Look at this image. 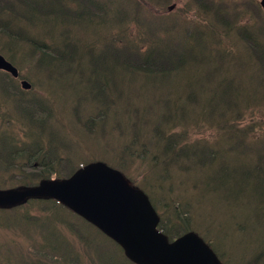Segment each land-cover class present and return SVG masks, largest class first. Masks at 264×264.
Masks as SVG:
<instances>
[{
	"label": "trees",
	"instance_id": "trees-1",
	"mask_svg": "<svg viewBox=\"0 0 264 264\" xmlns=\"http://www.w3.org/2000/svg\"><path fill=\"white\" fill-rule=\"evenodd\" d=\"M185 1L187 3L183 11L179 8L167 14L168 4L175 0H0V54L18 68L19 79L31 84L30 90H20L15 80L0 71V128H4V124L14 122L13 117L3 115L2 101L7 98L16 102L17 118L23 120L20 115L25 116L27 119L24 121L31 127L25 146V142L17 139L5 138L2 141L0 170L5 173V177L3 181L0 180V184L8 186L0 187V190L13 188L9 183L16 184L15 188H30L44 180L67 178L81 165L102 161L120 170L131 184L144 190L158 213V229L169 242L193 231L210 246L223 264H237L234 256L245 264H264V232L244 242L248 248H244V244H238L239 235L248 229V219L252 215L240 211L239 214L247 218L240 222L234 215L235 212L229 215L219 214V221L218 213H213L210 214L212 219L208 226L196 225L198 216L204 211L197 205L204 207V203L202 198L194 195L188 181L189 178L203 181L206 172L215 182V186H218L214 189L215 193L223 192L227 186L238 187V207L244 210L248 208L245 199L246 188L248 190L257 183L264 189V164L252 162V158L247 157V154L230 157L228 152L231 147L225 148L221 145V142L229 145L239 144L245 150L255 147L259 149L264 161V144L261 145L262 141L264 142V79H261V76H264V47L261 45L264 35L252 33L256 28L248 29L246 23L235 19L237 15L238 18L242 15L239 14L240 5L231 9L221 6L224 0ZM96 3H100L104 10L101 11V7ZM122 3L130 6L128 11L132 14H127V18L120 16L126 12H120L125 9ZM112 4L115 5L109 6ZM112 7L115 9H111ZM210 11L224 14V19L216 18L215 15L210 19ZM102 17L109 18L107 30L100 24ZM94 19L97 26L91 29L87 23H93ZM36 22L57 23L61 26L63 29L59 34L60 45H56L53 41L54 35L47 32L45 26L42 32L33 28L32 24ZM28 30H32L33 37L29 36ZM180 37L193 38L200 46L201 40H213L203 60L211 62L217 59L220 67L212 66L205 82L190 83L191 87L198 84L201 92H216L217 99L209 104L204 105L201 99L194 96V91H190L189 96L182 97L178 91L167 87L170 76L186 62L201 59L195 47L182 46ZM241 43H251L252 49L245 51L252 55H244V58L239 56L244 51ZM22 46H25V49ZM18 52L24 54L27 61L25 64L34 66L33 73L36 71L44 74L37 73L41 77L40 81H36L31 72L30 77L29 74L22 76L23 65H19L14 59ZM257 53L255 59L253 55ZM226 65L231 67L232 72L237 70L242 78L252 80L255 86L254 94L245 92L244 82H238L226 75L223 69ZM116 66L123 67L130 76L139 74L136 78L130 77L126 80L132 87H138L145 77L149 78V93L146 99L139 95L135 98L129 97L127 93L119 91L110 92L113 85H106L107 79L102 72L114 70L113 67ZM62 70L75 71V77L86 86L83 91H78L77 96L82 100V104L87 98L92 99L88 100V103L93 105L88 110L94 111L98 106L110 105L108 114L102 111L91 115L88 125L89 130L97 136V140L93 141L97 147L83 156L78 148L75 152L65 149V157L63 153L55 155L49 144L48 149L44 150L39 138L34 135L35 125L45 119L54 126H65L66 129L70 123L66 118L70 104L61 103V106L57 107V103L53 104L49 99H53L55 93L46 89L54 86L57 73L60 74ZM249 74H253V78L249 77ZM161 80L164 81V92L160 91L157 84ZM204 84L207 85L205 89ZM74 100L71 103L73 105ZM182 102L188 103L187 111L191 109L185 122L180 117L178 120L164 119L160 114L145 111L147 108L157 107L171 113L173 110L168 109ZM75 108L76 106L71 109L73 113H76ZM51 109L55 110L54 114L62 116L54 115L57 119L54 121ZM222 109L224 114L220 115ZM251 111L254 112L248 115ZM109 114H116L118 123L121 122L122 115V121L127 127L154 126L155 120L159 119L158 124H166L167 135L163 134V139L155 136L157 143L149 145V139L142 130L138 134L143 137V142L138 143L136 135L131 141H127L125 134L115 136L113 129H105L102 121H106ZM208 117H213L212 121H215L216 117L224 121L215 125V137L210 136L209 143L208 138L197 141L196 138L207 136L209 127L199 128L192 123L194 120L207 121L205 118ZM97 124L100 126L96 127ZM186 131L194 134L188 135ZM0 135L5 136L1 132ZM74 136L77 137V134ZM163 141L165 143L160 146L159 142ZM112 153L120 158H128L133 174L143 167L149 173L160 168L170 174L168 173L166 179L155 183L157 186H164L156 187L149 193L140 185L149 175L135 176L141 177L140 182L135 184L130 178L131 173L128 172L127 175L121 166L110 161L108 154L112 156ZM73 155L77 157L72 166H69ZM148 163L150 166L147 168ZM63 167L69 170L65 171ZM238 172H242V178H232ZM177 179V186L173 188ZM156 193L166 197V200L159 204V211L151 197ZM174 193H180L179 197H174ZM183 195L187 196L188 202L181 200ZM259 203L264 205V196ZM0 227L7 230L16 228L28 237L34 231L39 238L42 234H51L61 239L57 249L32 246L30 252L36 264H86L85 258H89L91 264H102L107 256L114 254L118 256L114 264H136L127 258L112 240L53 199H28L24 205L0 209ZM85 229L93 230L109 245L104 246L99 242L91 244L87 236L80 237ZM70 235L76 236L86 245L67 244L66 237ZM40 243L42 241H36L34 244ZM43 248H46L48 253H45ZM90 248L96 259L93 258V253L89 252ZM78 250L83 252L79 253ZM85 252H89L92 257L84 256ZM13 263L14 261L9 264Z\"/></svg>",
	"mask_w": 264,
	"mask_h": 264
},
{
	"label": "rangeland",
	"instance_id": "rangeland-1",
	"mask_svg": "<svg viewBox=\"0 0 264 264\" xmlns=\"http://www.w3.org/2000/svg\"><path fill=\"white\" fill-rule=\"evenodd\" d=\"M254 2L258 5V0H254ZM186 3L187 1L185 0H175V2L168 4L167 6L168 12L166 13L167 14L172 13L174 11H177V9L179 8H181V10L183 11V8ZM96 4H98L101 7V11L104 10V7L101 6L100 3H96ZM173 4L175 5V8ZM113 5L115 4H112L109 6H113ZM121 5L125 9L120 10V12L122 11H126V12L124 14H121L120 16L123 18H127L128 16L127 14H132L131 12L128 11L130 6L124 3H122ZM246 5H247L246 12L249 14H247L244 20H241V22L246 23L248 29L256 28L252 31V33H263L264 35V31L262 30L264 29L263 27L264 18L263 17L258 18L257 16H255V14H259V12L255 8H252L249 6V1H246ZM221 6L222 7L228 6L232 9L233 7H235V4L232 0H224V4H221ZM170 7H171V10L169 9ZM173 8L174 10H172ZM111 9H115V7H112ZM210 13L211 14H209L208 16L210 17V19L213 17V15H215L216 18L221 17L222 19H224L223 18L224 14H217L216 12H213V11H210ZM250 13H253V14H250ZM100 24L104 30H107L109 27V18L102 17ZM32 26L39 32H42L45 26L47 32H51L52 35H54L53 41L56 43V45L58 46L60 45L61 42L59 41V34L62 32L63 28L59 26L57 23L56 24H53V23L44 24L41 22H36V23H33ZM87 26L91 29L96 28L95 27L97 26L96 19H94L93 23H90V24L87 23ZM28 34L31 37L34 36V33L32 32V30H28ZM250 37H252V34L250 35ZM179 40L183 44L182 46L184 47L186 46H188L189 48L195 47L196 53L198 54V56H200L201 59H199L198 61L186 62L180 69H178L176 72H174L170 76L167 87L171 90L178 91L182 97L189 96L191 94L190 91H194V96L201 99L204 105L209 104L211 103V101H214L217 99L216 92H212V93H209L207 91L201 92L200 86L198 84H195L191 87L190 83L200 82V81L205 82L206 75L208 74L211 67L212 66L220 67L219 66L220 64L217 62V59H214V61H211V62H208L207 60H203L205 59L204 57H205L207 48H211V42L213 40H208L207 42L206 40H201L199 44H201L202 46L198 45L196 42H194L193 38H190V37H180ZM241 45L243 46V49H244L243 53L239 55L241 58H244V55H252L245 51V50L252 49L251 43L250 44L241 43ZM261 45L264 47V39H262ZM22 48L25 49V46H22ZM236 48L239 51H241L239 47H236ZM253 56H255V59H256L258 56V53ZM14 59L16 63H18L19 65L20 64L23 65V68L21 69L22 76H26L29 74L28 77H30V72H31V74L36 77L34 78L36 81L41 80V77L38 74L40 75H44V74L38 73L36 71L33 73L32 68H34V66L25 64L27 61L25 60L24 54L18 52L17 54L14 55ZM83 67H85V65H83ZM113 69L114 70H106L102 72V75L107 79L106 85L108 84L113 85V89L110 92L119 91V92L127 93L129 97L135 98L136 95H139V96H142L144 99L147 98V94L149 93L148 86L150 84V80L148 77H145V79L140 83L138 87H132L126 83V80L130 77L136 78L137 76H139V74L130 76L121 66H116V68L113 67ZM223 69L226 71V75L228 77L233 78L238 82L242 81L245 83L244 84L245 92L254 94L255 86L252 84V80H249V78H242L240 76V73L237 70H233L234 72H232L231 67H229L228 65L224 66ZM249 77L253 78V74H249ZM261 79H264L263 75L261 76ZM44 81L45 79L43 78V82ZM16 84H19V83H16ZM157 84L160 86V91L164 92V89H163L164 81L163 80L158 81ZM206 86L207 85L204 84L203 88L205 89ZM85 88L86 86L75 77V71H65V70H62L60 74L57 73V82L54 81V86H51L50 89L46 87L48 91L55 93L53 99L49 98L53 104L57 103V107H58L59 105L61 106V103H69L70 105L68 106V108L69 107L71 108L68 109V113H66V118H68L70 121V123L67 126V129L65 128V126H60V127L54 126L49 121H46L47 119L35 125L36 132L34 133V135H36L39 138L44 150L48 149V144H49V146L53 149V151H55V155H57L58 153H63V156L65 157L64 155L65 149L67 148L70 149V152L72 150H74L75 152V149L78 148L82 156L90 152L92 149H96L97 146L93 143V141L97 140V136L95 135L94 132L92 133L89 130L90 125H88V122L90 121L92 114H97L102 111H105L108 114L110 105L98 106V109L94 111L88 110L90 107L93 106L92 103H88V100L91 101L92 99L87 98L86 101L82 104V100H80L79 97L77 96L78 91H83ZM19 89L21 90L20 86H19ZM73 95L76 96V98H74ZM157 96L159 97V95ZM73 100L75 103L74 105L71 104ZM2 102H3V107H4L3 115H9L13 117L14 122L11 124H4L2 125L4 128H0V132L5 135V136L0 135V147H1L0 153L2 152V141L5 138H8L9 140L17 139L21 141L22 143L25 142L23 143V145L25 146L26 139L30 137L28 130L31 129V127L25 122L27 119L25 116L20 115V118L23 120H20L17 118L16 112H15L17 104L12 98L4 99ZM110 103L111 102L109 101V104ZM187 104L188 103L182 102L180 105L177 106L176 104L175 106H172L168 109V110H173L174 113L173 112L167 113V110H162L157 107L155 109L147 108L145 109V111L146 112L152 111L155 114H160L161 116L164 117V119L175 118L176 120H178V117H180L182 121L185 122V120H187L186 115L191 110L189 109L187 111ZM74 106H76L75 108L76 113H73L71 111L72 107ZM254 111L248 112L247 114L249 115L253 113ZM53 112H55V110L51 109L50 113L53 114L54 121L57 120L54 117V115H58V117L62 116L61 114H58V113L54 114ZM125 112L126 110H124V113ZM220 113H221L220 115L224 114L223 109L222 111H220ZM255 115L257 117L256 113ZM120 116H121L120 123L117 122L116 114H109L108 118H106V121H102V122L105 124L106 130L113 129L112 131L115 136L125 134L127 141H131L134 135H136V137L138 138L137 139L138 143L143 142L144 141L143 137L138 134V132L142 130L146 138L149 139L147 141L149 145H155L157 143V139L155 138V136H159L160 138L163 139V134L167 135L165 131L166 124L165 123L158 124L159 119L155 120L154 126L134 125V126L127 127L125 125V122L122 121L123 119L122 115ZM43 117L44 115H42V118ZM205 119L207 121L194 120L192 124L199 128L209 127L206 137L196 138L197 141H203L206 138H208L207 143H209L210 136H213V138L215 137L214 135V129L216 127L215 125L217 123L223 122L224 120H220L217 117L215 118V121H212L214 119L213 117H208ZM99 126L100 124H97L96 127H99ZM210 126L212 127L210 128ZM80 127H83V128H80ZM156 128L158 130H155ZM75 133L77 134V137L74 136ZM186 133L188 135L194 134L191 131H186ZM164 143H165L164 141L159 142V145L162 146ZM263 144L264 142L262 141L261 145ZM221 145L224 146L225 148L231 147V150L228 152L230 157L233 156L235 158V157H238L240 154H247L248 155L247 157L252 158L253 160V161L251 160L252 162L257 163L258 165L264 164V161L262 159L263 157L259 149H256L255 147H250L245 150V148L239 144L229 145L226 142H221ZM108 156L111 158L110 161H113L117 165L121 166L124 172L127 173V175H129L128 172L131 173L132 176L130 178L135 184L139 183L141 180V177L137 178L135 176L149 175V178L142 180L140 182V185L144 187L145 189H147L149 193L152 190H154V188L156 187L164 186V185L157 186L155 185V183L161 182L162 179H166V176L168 175L169 172H164L160 168H158L156 171L149 173L145 170V167H143L137 173L133 174L132 166L128 158H124V157L120 158L118 156H115L113 153H112V156L110 154H108ZM76 157L77 155L71 156L72 163L69 166H72ZM149 166L150 164L148 163L147 168ZM63 169H65V171L69 170L64 167ZM204 174H205V179L203 181H196L192 178H189L188 180L189 184L193 188L194 195L202 198V202L204 203V207L197 205V207L201 208L204 211L201 216H198L195 224L196 225L200 224L201 227L202 226L206 227L209 225L212 219L210 214L218 213L217 218L219 221H221L219 214L229 215L234 212H235L234 215L238 217L240 222H243L247 218H244L241 214H239L241 211L245 214L252 215V217L248 219V229L244 233L239 235V240H238L239 246L240 244L243 245L244 242H247L248 240L252 239L256 235L262 234L264 232V205H261L259 201L261 197L264 196V189L260 185H257V183H254V186L249 188L248 190L246 188L245 199L247 201L248 208L244 210L238 207L239 202H240V197L239 195H237L238 187L227 186L223 192L215 193L214 189L217 188L218 186H215V182L209 178V175L206 174V172ZM242 175H243L242 172H238L234 176H232V178L240 179L242 178ZM3 177H5V173L0 170V180L3 181ZM183 182L184 180H182V183ZM177 183H178V179L174 181L173 188L177 186ZM9 184L12 187L16 186V184H12V183H9ZM3 186H8V185L1 186L0 184L1 188H4ZM179 195L180 193L173 194V196L177 198L179 197ZM151 197L157 206V210L159 208V204H161L162 201L166 200V197H163L158 193L154 194V196H151ZM181 200L183 202H186L188 200L187 196L185 195L181 196ZM85 236L90 238L91 244H97L99 242L104 246L109 245L105 241L104 238H101L93 230L85 229L80 237L85 238ZM36 241H39V242L42 241V243H40V245H36L34 244L36 243ZM66 242L69 245L76 244V243L82 244L81 246L86 245V244L81 243L80 240L76 236H73V235L66 237ZM227 242H229V240H227ZM60 244H61V239L57 235L42 234L39 238L37 237V235H35L34 231H32L30 234V237H28L24 235V232L16 228H14L13 230H7V229H3L0 227V264H9L12 261H14L13 264H19L17 262H21L22 264H36L30 252L32 246L33 247L41 246V247H46L49 249H57L60 246ZM243 247L248 248V245L244 244ZM46 248H43L42 250L45 253H48ZM78 252L81 253L83 252V250H78ZM89 252L93 253L92 248H90ZM89 252H85L84 256H88V255L91 256ZM62 253H63V250H62ZM92 256L93 258H95L94 253L92 254ZM117 257H118L117 254L109 255L102 261V264H114L117 262ZM233 259L237 264H245V263H242L240 259L235 256L233 257ZM84 260L86 264H91L89 258H85Z\"/></svg>",
	"mask_w": 264,
	"mask_h": 264
},
{
	"label": "water",
	"instance_id": "water-1",
	"mask_svg": "<svg viewBox=\"0 0 264 264\" xmlns=\"http://www.w3.org/2000/svg\"><path fill=\"white\" fill-rule=\"evenodd\" d=\"M260 4L264 10V0ZM0 70L18 76L17 69L1 55ZM23 87L30 88L27 83ZM96 179L98 183H91ZM94 185H98L96 190H93ZM47 198L65 205L100 230L136 264H223L194 232L169 242L157 228L159 218L146 194L126 186L121 174L103 163L88 164L68 179L45 180L31 188L2 190L0 207Z\"/></svg>",
	"mask_w": 264,
	"mask_h": 264
},
{
	"label": "bare ground",
	"instance_id": "bare-ground-1",
	"mask_svg": "<svg viewBox=\"0 0 264 264\" xmlns=\"http://www.w3.org/2000/svg\"><path fill=\"white\" fill-rule=\"evenodd\" d=\"M170 10H171V7L169 8ZM25 83H27V84H29V90L31 89V84L30 83H28L26 80H23ZM98 181H99V179L97 180H95V181H93V182H91V183H98ZM94 188H93V190H96L97 189V187H98V185H94L93 186ZM63 205V204H62ZM63 206H65V205H63ZM66 207V206H65Z\"/></svg>",
	"mask_w": 264,
	"mask_h": 264
}]
</instances>
